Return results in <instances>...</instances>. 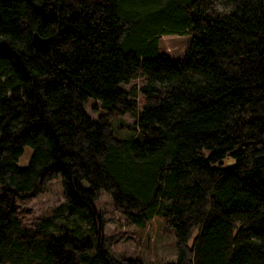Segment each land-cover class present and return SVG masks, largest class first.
Returning <instances> with one entry per match:
<instances>
[{"label": "trees", "instance_id": "16d2710c", "mask_svg": "<svg viewBox=\"0 0 264 264\" xmlns=\"http://www.w3.org/2000/svg\"><path fill=\"white\" fill-rule=\"evenodd\" d=\"M218 1L0 0V264H144L106 248L104 191L174 228L167 264H264V0ZM57 176L64 200L25 223Z\"/></svg>", "mask_w": 264, "mask_h": 264}, {"label": "rangeland", "instance_id": "374dc122", "mask_svg": "<svg viewBox=\"0 0 264 264\" xmlns=\"http://www.w3.org/2000/svg\"><path fill=\"white\" fill-rule=\"evenodd\" d=\"M224 0H219V9H225ZM192 40L188 33H171L163 35L160 39V49L173 57L184 54L186 47ZM141 84V80L132 81L125 85ZM86 110L92 117H97L103 110L101 103L90 98ZM116 133L125 136L129 133L128 125L134 124V117L129 113L117 115L112 118ZM27 158V152L24 160ZM61 177L51 180L47 188L37 194L20 201L22 217L25 223L31 224L43 215L51 214L53 208L64 200ZM96 206L101 210L104 220V243L106 248L116 257L140 258L144 264H167L177 258V237L174 228L168 226L162 217L155 216L147 226L139 229L130 224L127 216L115 209L112 197L103 192L95 200Z\"/></svg>", "mask_w": 264, "mask_h": 264}, {"label": "water", "instance_id": "95a60500", "mask_svg": "<svg viewBox=\"0 0 264 264\" xmlns=\"http://www.w3.org/2000/svg\"><path fill=\"white\" fill-rule=\"evenodd\" d=\"M50 40H51L50 37H43L38 32H35L33 34L32 42L33 44H35L36 46L42 49L48 46Z\"/></svg>", "mask_w": 264, "mask_h": 264}]
</instances>
